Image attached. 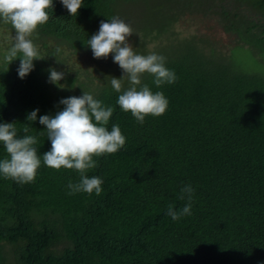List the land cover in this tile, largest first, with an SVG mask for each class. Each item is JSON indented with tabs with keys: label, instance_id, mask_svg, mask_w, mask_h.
Segmentation results:
<instances>
[{
	"label": "trees",
	"instance_id": "1",
	"mask_svg": "<svg viewBox=\"0 0 264 264\" xmlns=\"http://www.w3.org/2000/svg\"><path fill=\"white\" fill-rule=\"evenodd\" d=\"M122 1L129 0H83L71 16L53 0L33 41L62 63V47L89 48L100 21L116 17ZM180 1L190 12L219 16L226 31L264 55V0ZM170 19H176L172 11ZM168 48L162 56L175 83L157 87L149 74L142 83L163 92L169 105L143 124L117 103L121 93L110 82L123 73L111 67L121 68L103 64V84L90 94L114 109L107 129L118 124L126 143L93 157L97 167L86 175L102 178L99 195H70L68 184L79 183L80 174L43 161L34 182L0 174V264H264V75L234 65L213 47L202 49L194 37ZM8 54L0 65V123L13 122L20 137L27 126L42 160L51 142L39 117L55 115L64 108L61 99L82 94L69 92V76L65 89L51 92L44 58L21 79L20 58L8 64ZM35 109L37 119L27 121ZM6 157L0 142V159ZM186 185L194 189L191 214L174 221L168 207L179 211L188 204L186 194L180 199ZM4 244L12 245L10 261Z\"/></svg>",
	"mask_w": 264,
	"mask_h": 264
},
{
	"label": "clouds",
	"instance_id": "2",
	"mask_svg": "<svg viewBox=\"0 0 264 264\" xmlns=\"http://www.w3.org/2000/svg\"><path fill=\"white\" fill-rule=\"evenodd\" d=\"M61 3L71 16H76L83 0H61ZM48 8H54L53 0H0V21L14 29L6 60L10 64L17 57L20 58L17 71L21 79L34 69V60L44 58L32 37L38 26L49 20ZM133 34L130 24L114 16L108 21H100L98 32L88 39L86 46L91 48L93 57L97 59H106L113 54V62L119 65L123 73L119 78L112 76L110 82L113 89L121 93L117 103L123 111L131 112L143 124L146 116H161L169 105L163 92H153L147 84L142 83L143 76H153L157 87L175 83L177 77L174 70L165 66L164 56L155 52L137 54L129 42ZM49 72V81L55 84H59L65 75L55 68H50ZM125 78L129 85L127 88H124ZM59 103L64 105L63 110L55 115L39 117V123L45 126L51 142V148L43 153L42 160L35 147L37 138L27 134V126L23 128L25 135L20 137L13 122L0 123V142L7 153L6 158L0 159V174L20 184L34 182L43 161L50 168L74 169L80 174L79 183L68 184L70 195L76 192H95L99 195L102 192V178H89L86 175L89 169L97 167L93 157L115 153L126 143L118 124H114L110 131L107 129L114 109L105 107L85 91L81 96L63 98ZM38 112L39 109L31 111L26 117L27 121H35ZM193 192L190 185L183 187L180 199H184L186 194L188 204L179 211L169 205L167 215L174 221L183 215H190Z\"/></svg>",
	"mask_w": 264,
	"mask_h": 264
},
{
	"label": "rangeland",
	"instance_id": "3",
	"mask_svg": "<svg viewBox=\"0 0 264 264\" xmlns=\"http://www.w3.org/2000/svg\"><path fill=\"white\" fill-rule=\"evenodd\" d=\"M180 2V0H169L166 3L160 0H129L118 3L116 17L131 25L134 34L129 37V42L134 51L140 50L145 55L150 52L167 55L172 50L168 47L177 45L178 42L186 38L194 37L202 49L208 51L210 47H213L215 52L228 55L234 65L238 64L244 69L258 71L259 74L264 75V55L254 53L245 43H241L242 41L238 39L235 33L226 31L219 16L213 13L205 16L193 11L190 12L176 4ZM246 8L250 14H254L250 8ZM171 11L172 14H176V19L173 22L170 19ZM257 15H259L258 12ZM158 28L162 29L160 33H158ZM148 29H151L150 32H147ZM13 35L14 30L11 26L0 25V65L4 56L10 51ZM36 46L46 61L43 63L45 68L48 70L55 68L65 74L59 84H55L49 81V72L47 81L53 93L67 87L66 77L68 76L72 77L74 82V87L69 91L70 93H77L78 95L83 94L84 91L91 93L92 90L103 84V64L104 66L115 64L113 54H109L106 59H97L93 57L90 47L85 51H68L62 47L64 60L60 63L55 56L42 53L43 51H40L39 46L37 44ZM37 60L40 63V59ZM111 69L121 70L115 65ZM11 250L12 245L9 244H4L1 247L2 254L8 261H10Z\"/></svg>",
	"mask_w": 264,
	"mask_h": 264
}]
</instances>
